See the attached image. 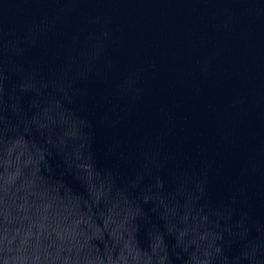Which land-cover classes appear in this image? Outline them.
Wrapping results in <instances>:
<instances>
[{"label":"water","instance_id":"obj_1","mask_svg":"<svg viewBox=\"0 0 264 264\" xmlns=\"http://www.w3.org/2000/svg\"><path fill=\"white\" fill-rule=\"evenodd\" d=\"M0 264H264V0H0Z\"/></svg>","mask_w":264,"mask_h":264}]
</instances>
